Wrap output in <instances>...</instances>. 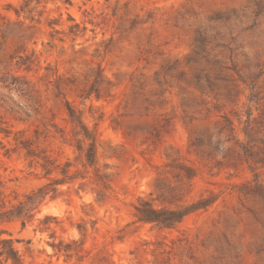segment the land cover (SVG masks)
Wrapping results in <instances>:
<instances>
[{"label": "rangeland", "instance_id": "374dc122", "mask_svg": "<svg viewBox=\"0 0 264 264\" xmlns=\"http://www.w3.org/2000/svg\"><path fill=\"white\" fill-rule=\"evenodd\" d=\"M37 1L29 12L0 0V127L11 130L0 139L12 147L42 115L69 133L67 100L96 131L108 188L89 168L25 226L0 223V240L23 264H264V0ZM51 149L55 164L86 170L74 147ZM42 175L0 148L7 198L46 184ZM140 198L210 203L164 227L136 222ZM59 241L71 256L53 249Z\"/></svg>", "mask_w": 264, "mask_h": 264}, {"label": "trees", "instance_id": "16d2710c", "mask_svg": "<svg viewBox=\"0 0 264 264\" xmlns=\"http://www.w3.org/2000/svg\"><path fill=\"white\" fill-rule=\"evenodd\" d=\"M37 0H23L22 9H27L31 12V2ZM40 13V12H39ZM33 19V15L30 17ZM76 26V25H75ZM25 92L30 99H32V110L35 114H42L41 103L34 97V91L28 86L20 88ZM66 113L68 120L71 124L70 132H65L64 129L58 127L52 119H48L42 115L43 127H35L33 133L29 136L22 133V131H16L12 140L14 144L12 147H6V144L0 139V148H4V152H22L24 158L28 161L29 166H39L42 171V177L48 179V182L36 190H32L26 193L23 198L12 199L7 198L4 191V186L0 181V223L19 220L21 226H25L26 222L30 220V217L38 210L40 204L45 199L46 195L51 192L54 193L57 190L58 185L70 183L75 179H85L88 177V170H93L92 181L95 185L99 186L101 190L106 191L108 184L100 179L99 173L96 167V143L97 134L94 129L89 128L82 120L81 112L73 107L69 101H65ZM29 116L28 114H26ZM20 120L26 121L27 118H20ZM0 132L4 133V137L8 138L11 134V130L1 128ZM68 146L74 147L79 156L82 158V165L86 169L85 171H79L77 169L70 171V162L66 161L63 165L57 163L51 155V145L57 140ZM58 170L60 173L59 178H50L52 171ZM186 178L192 177L194 174L192 170H185ZM53 185L51 188L46 189L47 186ZM210 201L206 198H199L188 204H181L175 208L156 207L150 200L140 198L138 203L134 206V217L136 222L140 223H152L164 227H172L187 214L194 212L198 209L208 206ZM29 217L28 219H26ZM45 228H48L49 217H46L43 221ZM51 246L57 252H63L65 256H71L72 248L70 244H62V241L58 243H52ZM76 249V248H74ZM78 249L75 250V253ZM0 264H23V260L18 253L17 249L12 244V239L4 238L0 240Z\"/></svg>", "mask_w": 264, "mask_h": 264}]
</instances>
